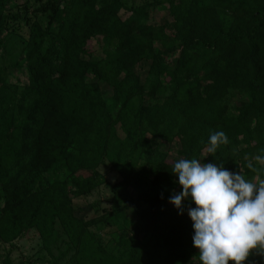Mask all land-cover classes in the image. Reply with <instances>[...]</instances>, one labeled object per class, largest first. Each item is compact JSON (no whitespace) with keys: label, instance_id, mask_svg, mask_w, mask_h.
I'll use <instances>...</instances> for the list:
<instances>
[{"label":"trees","instance_id":"trees-1","mask_svg":"<svg viewBox=\"0 0 264 264\" xmlns=\"http://www.w3.org/2000/svg\"><path fill=\"white\" fill-rule=\"evenodd\" d=\"M216 131L229 142L205 162L252 178L247 160L264 154V0H0V241L34 230L56 264L70 253L83 264H201L194 202L182 213L169 202L181 186L167 146L197 158ZM106 159L120 178L110 206L85 219L74 199ZM118 217L110 251L89 227Z\"/></svg>","mask_w":264,"mask_h":264},{"label":"clouds","instance_id":"clouds-1","mask_svg":"<svg viewBox=\"0 0 264 264\" xmlns=\"http://www.w3.org/2000/svg\"><path fill=\"white\" fill-rule=\"evenodd\" d=\"M228 142L223 131L213 132L205 156L214 155L221 144ZM201 161L180 158L173 162L171 172L178 177L181 191L169 197L180 213L184 199L191 197L195 204L187 214L192 221V243L199 250V261L244 264L253 252L264 257V154L247 160L252 178H246L241 171L235 173Z\"/></svg>","mask_w":264,"mask_h":264},{"label":"rangeland","instance_id":"rangeland-1","mask_svg":"<svg viewBox=\"0 0 264 264\" xmlns=\"http://www.w3.org/2000/svg\"><path fill=\"white\" fill-rule=\"evenodd\" d=\"M16 2H22V0H16ZM16 5H20V4H16ZM37 9L38 7L36 6L30 8V12L31 14H33L32 16H34V18L37 17L38 19H40L43 26H46L48 20L46 14L43 12H38ZM12 11H16V9ZM163 18H165V16L161 12L158 11L152 12L151 21L162 22ZM9 24L10 27H14L16 29V32L22 38L27 37L28 25L25 23L24 19L11 20ZM93 41H97V40L94 39ZM20 49H21L20 44H18L12 47V52L14 53V55L16 54L18 56ZM100 53H101L100 49H98L96 51V54L100 55ZM145 68L146 65H143V69ZM13 78L18 79L21 82H25V72L22 69L21 70L14 69ZM96 81L99 82L101 86H103L102 88L103 95L105 97L107 95H110V90L107 88V86L100 83L99 80ZM167 147H169L167 152L172 151L170 155L173 156L174 159L178 160L181 158L178 152L176 153V149L178 150V145L176 147L175 142H168ZM204 156H205V150L201 151L197 159H201L202 163H207L204 160ZM232 171L235 173H239L241 171L242 174H244V172L242 171V169L239 167L238 164L235 167H233ZM98 172L100 174V179L96 181V185H95L96 187L85 197L74 199V203L78 207L77 213L82 217H84L85 219L96 215L97 211L101 213L100 207L108 208L110 206L113 195L112 189L114 182L115 180L120 178L119 172L112 167L111 163L107 159L105 160V163L99 165ZM174 179L176 180V182L178 181V177L175 174H174ZM177 187L180 188L178 182H177ZM178 192L179 190L175 188L170 196ZM122 219L124 218L122 217H118L117 219L112 218L109 226L107 227L98 229L97 227L92 226L89 227V229L95 231V233L102 238L103 244L108 250L116 251L118 234L122 226L124 225L123 222H125V220L123 221ZM151 242L152 241L150 240L149 244H151ZM50 247L53 255L57 256L58 251L56 250L55 245L52 244ZM61 248H64V246L61 245ZM71 254L72 253L68 254L67 257H63L59 259L58 260L59 264H83L75 256H72ZM6 259L9 260L10 262L9 264H56L54 262V259L50 256V254H48L46 250V246L39 238L38 233L34 230H30L23 237L15 240L12 243H4L0 241V264H5Z\"/></svg>","mask_w":264,"mask_h":264}]
</instances>
